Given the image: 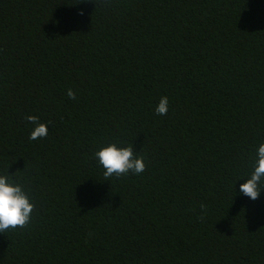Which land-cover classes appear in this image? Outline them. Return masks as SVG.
<instances>
[{"label": "trees", "instance_id": "obj_1", "mask_svg": "<svg viewBox=\"0 0 264 264\" xmlns=\"http://www.w3.org/2000/svg\"><path fill=\"white\" fill-rule=\"evenodd\" d=\"M112 143L146 170L105 180ZM262 143L264 0H0V175L35 204L0 264H264Z\"/></svg>", "mask_w": 264, "mask_h": 264}, {"label": "clouds", "instance_id": "obj_2", "mask_svg": "<svg viewBox=\"0 0 264 264\" xmlns=\"http://www.w3.org/2000/svg\"><path fill=\"white\" fill-rule=\"evenodd\" d=\"M67 96L75 100L76 92L69 89ZM168 110L169 101L167 96H164L156 106L155 112L157 115L165 116ZM25 119L34 125L30 133V140L47 137L48 126L45 123H41L39 117L29 115ZM94 156L105 169L103 173L105 180L113 176L117 178L126 176L129 172L138 175L146 170L144 158L138 156L132 146L119 147L117 144L112 143L95 152ZM253 167L254 171L250 178H247L245 183L240 184L239 192L255 201L260 197L262 186H264V143L260 144L257 149V159ZM34 209L35 204L31 202V198L23 186L10 181L8 175H0V233L28 227L31 223ZM206 211L207 206L201 204V220L204 219Z\"/></svg>", "mask_w": 264, "mask_h": 264}]
</instances>
